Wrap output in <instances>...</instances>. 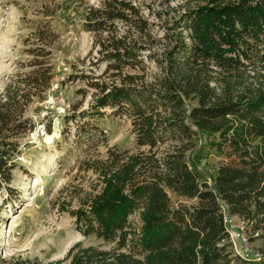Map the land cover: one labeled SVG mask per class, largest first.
Returning <instances> with one entry per match:
<instances>
[{"label": "trees", "instance_id": "obj_1", "mask_svg": "<svg viewBox=\"0 0 264 264\" xmlns=\"http://www.w3.org/2000/svg\"><path fill=\"white\" fill-rule=\"evenodd\" d=\"M83 29L96 57L62 84L78 82L92 99L65 123L109 110L130 120L137 151L114 147L84 161L80 172L99 185L86 193L75 186L70 213L83 237L115 246L78 242L62 259L19 255L0 264H264V247L234 251L227 223L237 216L264 238V0H104L87 9ZM48 30L28 50L29 71L0 95V191L13 180L27 109L46 100L55 78ZM203 134L219 138L211 183L190 163ZM95 137L85 130L84 143ZM169 192L196 204L174 205Z\"/></svg>", "mask_w": 264, "mask_h": 264}, {"label": "rangeland", "instance_id": "obj_2", "mask_svg": "<svg viewBox=\"0 0 264 264\" xmlns=\"http://www.w3.org/2000/svg\"><path fill=\"white\" fill-rule=\"evenodd\" d=\"M104 0H0V95L7 84L29 71L28 50L41 45L35 35L50 27L48 37L55 66V78L45 93V101L34 99L25 114L27 130L14 141L15 169L8 189L0 191V257L23 256L44 262L62 259L78 242L85 246L109 249L113 243L96 236L83 237L76 229L71 211L78 206L72 198L75 186H85V193L99 185L91 172H80L84 161L106 157L109 148L130 153L137 151L135 134L128 118L115 117L107 110L103 117L80 118L65 123V115L86 111L91 92L78 93L82 84L64 83L76 68L88 69L96 57L92 50L93 35L83 29L88 8ZM159 6L163 0H148ZM81 129L79 139V126ZM51 125V133L47 132ZM85 130L96 137L89 147ZM105 136V139L103 137ZM215 134L200 136L198 146L190 155L191 166L199 176L212 182L220 158ZM69 186H71L69 188ZM171 202L196 204L169 192ZM66 207L69 211H63ZM139 221V215L134 216ZM234 251L241 256L257 255L264 247V238L253 234L237 216H227Z\"/></svg>", "mask_w": 264, "mask_h": 264}]
</instances>
